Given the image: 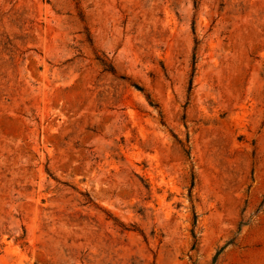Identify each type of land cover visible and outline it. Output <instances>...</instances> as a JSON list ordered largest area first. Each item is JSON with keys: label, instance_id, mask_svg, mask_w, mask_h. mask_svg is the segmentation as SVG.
Masks as SVG:
<instances>
[{"label": "rangeland", "instance_id": "obj_1", "mask_svg": "<svg viewBox=\"0 0 264 264\" xmlns=\"http://www.w3.org/2000/svg\"><path fill=\"white\" fill-rule=\"evenodd\" d=\"M0 264H264V0H0Z\"/></svg>", "mask_w": 264, "mask_h": 264}, {"label": "trees", "instance_id": "obj_2", "mask_svg": "<svg viewBox=\"0 0 264 264\" xmlns=\"http://www.w3.org/2000/svg\"><path fill=\"white\" fill-rule=\"evenodd\" d=\"M192 236L194 237V232L193 231H192ZM216 259H217V256L214 258V262L216 261Z\"/></svg>", "mask_w": 264, "mask_h": 264}]
</instances>
